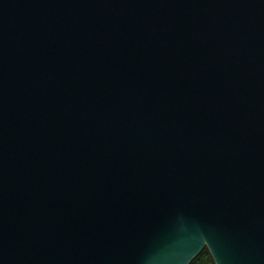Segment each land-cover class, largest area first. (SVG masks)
Returning <instances> with one entry per match:
<instances>
[{"label": "water", "instance_id": "1", "mask_svg": "<svg viewBox=\"0 0 264 264\" xmlns=\"http://www.w3.org/2000/svg\"><path fill=\"white\" fill-rule=\"evenodd\" d=\"M264 264V0H0V264Z\"/></svg>", "mask_w": 264, "mask_h": 264}, {"label": "trees", "instance_id": "2", "mask_svg": "<svg viewBox=\"0 0 264 264\" xmlns=\"http://www.w3.org/2000/svg\"><path fill=\"white\" fill-rule=\"evenodd\" d=\"M190 264H215L207 248H204Z\"/></svg>", "mask_w": 264, "mask_h": 264}]
</instances>
